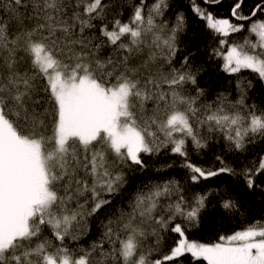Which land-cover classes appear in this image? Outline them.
Segmentation results:
<instances>
[{
	"label": "snow or ice",
	"instance_id": "snow-or-ice-1",
	"mask_svg": "<svg viewBox=\"0 0 264 264\" xmlns=\"http://www.w3.org/2000/svg\"><path fill=\"white\" fill-rule=\"evenodd\" d=\"M202 2L207 7L192 0V11L221 37L213 54L223 70H251L264 80V19H256L264 16V0L248 14L245 0H232L227 17L209 10L221 0ZM129 6L124 22L108 19L111 4L103 0H0V264H169L187 253L207 264H264L259 222L215 243L188 240L186 228L198 223L207 194L189 197L175 179L138 191L131 211L109 215L89 248L65 243L112 203L127 172L147 167L142 154L170 149L193 185L227 173L242 175L252 189L264 174V156L240 173L220 155L219 168L191 162L189 141L199 152L221 133L228 151L242 152L264 138V109L246 104L242 81L234 103L222 94L203 102L190 56L177 61L184 14L170 26L168 0ZM233 20L251 21L256 42L228 44L245 27ZM169 232L179 239L165 254Z\"/></svg>",
	"mask_w": 264,
	"mask_h": 264
},
{
	"label": "trees",
	"instance_id": "trees-1",
	"mask_svg": "<svg viewBox=\"0 0 264 264\" xmlns=\"http://www.w3.org/2000/svg\"><path fill=\"white\" fill-rule=\"evenodd\" d=\"M103 2L111 4L108 9L110 21L120 18L126 22L130 17L132 8L129 5L133 0H103ZM153 2L154 0H147L149 5ZM196 2L201 7H207L202 0H196ZM258 2L259 0H245L242 9L244 14H248ZM168 3L169 8L165 10L164 18L170 22V26L175 23L178 13H183L186 18V31L178 37L180 52L177 61L179 62L186 55L190 56L191 68L197 73V86L205 92L203 102H213L222 94L228 102L234 103L241 96L237 81H242L246 104L255 105L258 110L264 109V80L259 79L257 74L251 70H242L238 74H230L223 70V59L213 54V49L220 48L221 37L210 32L206 28V22L192 11V0H168ZM231 4L232 0H221L219 5L209 8V10L219 17H227L230 15ZM256 19H264V16L258 15ZM233 23H242L245 27L239 33L231 34L227 38L228 44H243L245 38L253 43L256 42L255 35L250 34L247 30L251 21L233 20ZM223 50L226 52L227 48L225 47ZM109 51L110 49H104L103 55L107 56ZM146 55L147 53H145ZM176 66L178 67L179 63ZM248 81H251V87H248ZM43 95L44 93L41 91L40 96L43 97ZM38 110L43 111V108ZM218 155L222 156L237 173H240L244 168L252 167L254 163L255 166H258L260 157L264 156V138L257 137L255 142L248 143L242 152L228 151L227 142L221 133L213 134L207 141V147L199 152L191 150L189 141V158L192 163L198 166L219 168L221 165L215 159ZM142 158L147 167L127 172V182L117 195L111 197L112 203L99 214L87 218L85 231L80 234L78 240L73 241L69 237L65 241L71 249L89 248L93 241H98L105 231L103 224L107 223L109 215L115 218L121 210L130 212V203L138 191H147L146 186L172 179L186 186V194L189 197L193 193L207 194L206 206L201 210L198 223L196 226L186 228L185 236L188 240L215 243L221 235H231L257 222L264 225V174L256 177L257 186L252 189L247 187L242 175L234 176L227 173L206 180L201 179L198 184L193 185L188 180V170L181 167L183 159L172 154L170 149L162 150L154 155L142 154ZM167 165H172V167H167ZM225 200L234 201L235 208L225 209L223 207ZM45 236H50V229H45ZM177 239H179L178 234L167 233L163 247L165 254L175 246L174 241ZM104 248H109L107 241L104 243ZM78 254L82 253L78 252ZM169 264H207V262L202 258H193L190 253H187Z\"/></svg>",
	"mask_w": 264,
	"mask_h": 264
}]
</instances>
